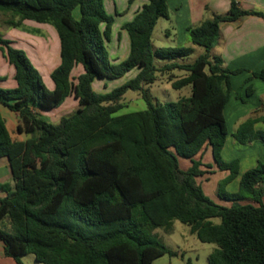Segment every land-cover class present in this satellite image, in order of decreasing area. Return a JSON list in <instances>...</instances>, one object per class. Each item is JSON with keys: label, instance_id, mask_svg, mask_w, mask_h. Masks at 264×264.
I'll return each mask as SVG.
<instances>
[{"label": "trees", "instance_id": "trees-1", "mask_svg": "<svg viewBox=\"0 0 264 264\" xmlns=\"http://www.w3.org/2000/svg\"><path fill=\"white\" fill-rule=\"evenodd\" d=\"M0 13L9 16L8 28L32 21L53 27L60 40L50 90L25 52L0 36L17 82L13 89L0 85V108L18 114L17 131L27 135L15 141L0 109V159L8 160L12 176L11 183H0V240L7 258L16 264L27 255L39 264H154L178 256L155 231L169 233L179 221L200 242L216 245L209 264H264V163L242 174L238 190L228 192L240 161L222 158L231 77L244 70L224 67L212 53L221 24L251 15L264 19V13L242 10L231 0L226 14L188 30L204 53L184 65L176 61L189 58L192 47L153 45L158 21L170 16L167 0H149L122 25L130 49L118 63L108 50L115 20L105 0H0ZM157 60L171 64L159 67ZM78 66L84 72L74 78ZM134 70V78L110 92L94 88L97 80H118ZM175 70L187 75L173 88L191 86L190 97L154 104L148 87L159 74ZM254 75L264 81V72ZM128 91L139 92L148 107L116 116ZM252 93L248 87L246 94ZM70 97L79 108L58 124L39 112L59 108ZM254 125L249 120L240 128V143H264ZM210 147L218 170L229 173L218 190L229 207L211 201L197 182L207 173L203 167L212 168L202 161ZM179 158L191 166L181 169Z\"/></svg>", "mask_w": 264, "mask_h": 264}, {"label": "crops", "instance_id": "crops-1", "mask_svg": "<svg viewBox=\"0 0 264 264\" xmlns=\"http://www.w3.org/2000/svg\"><path fill=\"white\" fill-rule=\"evenodd\" d=\"M149 0H126L122 8L115 6V14L117 18H121V23L118 29V35L121 39L114 41L113 53H110V59L114 63H118L127 58L130 49L129 36L126 31H123L122 25L130 22L134 16L143 8ZM170 10L168 19L162 18L158 21L153 33V45L156 49L167 47H192L194 53L198 57L204 53V49L194 46L189 38L188 30L201 25L204 21L212 19L215 15H224L230 9L231 0H167ZM239 7L246 11H255L264 13V0H236ZM107 3V1H106ZM6 17L0 20V36L11 42V46L16 48V41L29 42L30 48L28 52L44 65L51 66L49 68L50 80L47 87L54 89V83L51 79V73L60 64V40L57 33L50 28L49 25L38 24L32 21H25L23 31L15 28H8L5 25ZM115 23V22H114ZM160 25L163 27L156 31ZM114 28V26H113ZM40 34L42 39L32 36L30 33ZM220 39L213 49V55L220 57L224 62V67L232 70L243 69L244 71L238 75L231 77L232 91L230 100L225 108V119L228 128V136L226 145L222 151V158L226 162L238 159L240 161V175L227 185V189L231 192H236L239 187L241 175L246 171L257 166L258 162L264 163V143L256 141L252 144H242L236 138L240 128L249 120H254V132L264 133V81L256 77L255 73L264 72V19L259 16H246L236 22L223 23L220 27ZM158 39V43H156ZM36 41V43H35ZM113 42V31L111 41ZM158 44V45H156ZM173 44V45H170ZM59 54V63L56 61ZM56 62V63H55ZM178 64H190L186 59L176 61ZM171 62L163 61L158 64L163 67ZM55 66V67H54ZM57 66V67H56ZM84 72L82 66H78L73 77L77 78ZM173 72V71H172ZM170 72V73H172ZM184 72V71H182ZM15 68L10 65L4 58L0 45V85L7 89H13L17 86L15 80ZM138 70L130 72L125 77L114 80L124 84L126 81L134 78ZM186 72L183 74L185 77ZM182 77V78H183ZM110 80H97L94 83V88L97 83H102V91L99 93L110 92L115 87L110 89L108 84L116 83ZM173 82V81H171ZM248 87L253 89V93L246 94ZM242 99L245 100L242 101ZM79 108L78 101L73 97L68 98L62 106L49 111H39L45 120L61 119L64 114L73 113ZM1 113L6 120L7 128L15 141H25L27 135L18 133L17 127L20 124L18 114L10 111L7 107L1 106ZM9 123V124H8ZM15 131V134H13ZM230 151L235 152L234 155ZM238 151V153L236 152ZM205 153V152H204ZM1 167L8 169V173H0V183H11L12 176L6 158L0 159ZM216 167V166H215ZM210 168L208 174H214L218 169ZM203 170L205 167L202 168ZM229 174H225V179ZM5 197L4 193L0 192V198ZM173 250V249H171ZM176 251V250H173ZM178 252V251H176ZM168 257L177 258L179 257ZM23 261V258H22ZM35 261V260H34ZM35 263H37L35 261ZM0 264H16L12 259L5 256L4 244L0 240ZM172 264V260L170 262Z\"/></svg>", "mask_w": 264, "mask_h": 264}, {"label": "rangeland", "instance_id": "rangeland-1", "mask_svg": "<svg viewBox=\"0 0 264 264\" xmlns=\"http://www.w3.org/2000/svg\"><path fill=\"white\" fill-rule=\"evenodd\" d=\"M125 2L126 0H105V7L107 10V13L111 15L115 20L114 28H113V42H110L108 44V50L110 53H113L114 41L117 40L118 29L121 23V18L119 17L117 18L114 9H115V6L118 8H122ZM5 17L7 19L9 16L0 13V20H2ZM162 27L163 25L159 26V28L156 31V35H158L159 30ZM50 28L54 30L53 27L50 26ZM15 29H18L19 31H23L24 27L15 28ZM30 34L34 37H38L42 39V36L40 34H36L32 32ZM29 42H31L32 44L33 40ZM29 42L20 41V40L16 41L15 49H19L25 52L26 56L28 57L32 65L38 70V72L42 76L43 82L47 86V83L49 84V81H51L50 74H49V71H50L49 68L52 69L53 67L51 68L50 64L48 66L44 65L39 60H37L34 57V55H32V53L28 52L27 48H30ZM156 43H158V39H156ZM170 45H173V44H170ZM199 48L202 49V47H199ZM197 57H198V54L195 52L186 60L188 63H193L197 59ZM58 60H59V54L57 55V58H56V61ZM163 61L164 60H157V65ZM184 73L185 72L175 70L172 73L166 72L163 74H159L158 80L152 86L148 87L153 97V103L154 104H157V103L166 104V103H171V102H177L178 100L184 97H190L191 92H192L191 86H186L182 89H175L172 86L173 82L181 79ZM171 80L173 82H171ZM114 82L116 83L108 84L110 86V89H112V87H118L122 85L123 83L120 81H114ZM95 90L97 92H101L102 83H97L95 85ZM123 105L124 107L116 114V116L145 110L148 107L142 95L136 91H128L126 93V95L124 96ZM69 114L71 113L64 114L62 117L67 116ZM48 121L52 124H58L60 122V119L57 118V119H52ZM15 131L16 130L14 129L13 134H15ZM236 152L238 153V151ZM230 153L234 155L235 152L230 151ZM178 161H179L180 168L183 170H186L191 166V161L188 159L179 158ZM202 161L204 165H210L213 168L216 166L211 147L207 151H205V153L203 154ZM204 170L206 172L210 171V169L208 168H205ZM0 173H3V174L8 173V169L2 168L1 163H0ZM226 173L229 174L228 172L220 171L217 169L215 173L212 175L205 173L203 176L198 177L197 182L199 185H201L204 193L211 201H213L214 203L218 205L229 207L231 204L221 199L218 195L219 185L225 179L224 177ZM226 190L228 192H231L227 189V187H226ZM215 222L219 223V220H215ZM0 228L4 229L2 224L0 225ZM155 234L157 235L158 239L162 241L169 249L176 250L180 252V254H183V255H179V257L172 258V259L165 255V256L158 258L154 262V264H170L171 260H172V264H209L208 257L210 253L216 248V245L204 244L200 242L195 235L191 234L189 227L180 223L179 221L174 222L173 230L171 232L167 233L164 231V229L160 228L155 231ZM34 260L35 258L33 255H27L23 257L24 264H39V263H35Z\"/></svg>", "mask_w": 264, "mask_h": 264}]
</instances>
